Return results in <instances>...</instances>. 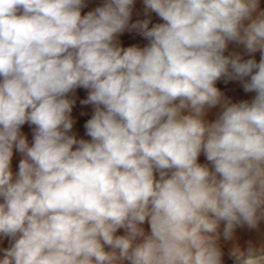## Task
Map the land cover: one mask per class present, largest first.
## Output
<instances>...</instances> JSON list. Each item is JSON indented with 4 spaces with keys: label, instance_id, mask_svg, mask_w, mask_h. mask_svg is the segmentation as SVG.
<instances>
[{
    "label": "clouds",
    "instance_id": "clouds-1",
    "mask_svg": "<svg viewBox=\"0 0 264 264\" xmlns=\"http://www.w3.org/2000/svg\"><path fill=\"white\" fill-rule=\"evenodd\" d=\"M134 3L0 0V264H225L222 242L264 264L259 0H143L152 27L129 24ZM127 28L147 46H118ZM231 41L259 63L225 56ZM224 76L255 95L208 122ZM77 88L88 140L71 134ZM241 228L262 234L241 244Z\"/></svg>",
    "mask_w": 264,
    "mask_h": 264
},
{
    "label": "crops",
    "instance_id": "crops-1",
    "mask_svg": "<svg viewBox=\"0 0 264 264\" xmlns=\"http://www.w3.org/2000/svg\"><path fill=\"white\" fill-rule=\"evenodd\" d=\"M104 0H85L86 6L82 9V15L86 14L88 11L94 10L98 6H102ZM264 12V0H259L257 12L253 14V18L259 13ZM149 21V27H152L154 24L163 23V21L152 12H146L145 6L143 4V0H135V3L132 7V13L130 17L129 24L136 23L137 21ZM250 21H245V25ZM115 43L120 47H129V46H136L139 48H143L147 46L149 43L144 36L137 31L136 29L127 28L121 34H118L115 38ZM225 56L228 57H236L239 56L241 61H247L249 59H254L257 63H259L261 59V52L258 50L254 53H249L245 46L238 42H228L227 48L224 52ZM249 78L245 77L244 80L239 79H229L228 77L224 76L221 77L220 80L216 82V87L221 92V105H217L216 107H212L207 109L205 120L208 122L214 121L220 112L222 111V106L224 102L228 103H239L241 101H248L251 102L255 93L254 92H245L243 84ZM88 96V90L84 88H77L68 94V99L74 101L71 118L74 121L72 133L74 134L77 139H85L88 140L86 133V129L84 125L86 124L87 120L90 119L93 115L94 108L91 104L82 103L85 101ZM21 133L26 136L29 144L32 142L33 137V127L29 124H25L21 127ZM21 155L14 150L13 158H12V170L16 172L18 170V164L21 159ZM198 162L201 164L207 163L206 158L203 154L200 155ZM145 229H148V225H144ZM261 230L264 232V223L261 224ZM122 230H121V233ZM261 232L257 231H250L246 228H241L237 230V237L241 244L253 240L256 241L260 238ZM3 247H7V241H4ZM222 247L225 251L224 261L225 264H232V261L228 258L227 252L229 250L230 244L222 242Z\"/></svg>",
    "mask_w": 264,
    "mask_h": 264
}]
</instances>
